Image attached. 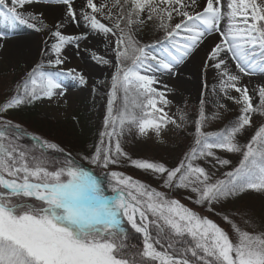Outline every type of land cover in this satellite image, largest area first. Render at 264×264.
<instances>
[{
    "label": "snow or ice",
    "instance_id": "1",
    "mask_svg": "<svg viewBox=\"0 0 264 264\" xmlns=\"http://www.w3.org/2000/svg\"><path fill=\"white\" fill-rule=\"evenodd\" d=\"M37 2L10 0L7 11L14 20L25 24L28 17L18 9ZM55 2L66 6L71 22H79L74 0ZM200 3L201 0H111L109 7L107 3L98 5L86 0L90 11L84 13L83 19L87 25L93 31L116 37V72L108 93L105 131L101 133L102 138L116 143L114 148L103 147L102 139L90 163L107 168L126 156L118 140L126 126L134 127L141 136L154 132L158 137L169 125L179 128L177 121L158 107L169 104L166 94L153 87L158 81L140 75L137 69L155 64L172 72L173 64L191 56L209 36L218 35L219 42L208 51L204 68L217 70L225 98L241 105L236 123L219 133L206 134L201 131L206 120L201 110L195 122L196 147L187 155V163L181 161L169 170L162 164L131 161L137 169L163 176L164 187L190 189L197 205H211L249 191L264 194V125L243 147L236 142L237 135L251 127L254 115L264 116V87L258 89L259 104L254 106L249 89L239 86L242 77L256 71L264 74V0H226V5L222 0H204V6L196 11ZM4 5L5 0H0V7ZM113 8L117 9L115 14ZM97 15L111 21V26ZM176 17L180 18L178 22L171 23ZM145 20L156 22L163 31L162 40L155 43L170 46L165 52L171 62L151 55L147 49L153 45H141L132 34V26H143ZM223 21L226 28L222 27ZM51 36L56 40L51 45L56 58L49 63L59 65L63 62L62 48L74 38L59 31H52ZM229 60L238 74L229 70ZM80 80L84 83L83 78ZM58 87L54 80L33 72L23 90L0 105V112L42 97L50 99ZM118 92L123 93L125 104L115 109ZM230 92L239 94L238 98ZM43 147L56 149L54 144ZM213 150L240 153L242 157L239 166L226 173V180L214 183L204 168L191 163L212 157L222 167L229 164L228 159L215 157ZM110 178L114 194L106 196L100 182L75 161L50 171L43 161L11 143L4 126H0V264H264V233L240 230L225 216L236 236L233 241L215 222L160 191L116 171L110 173ZM23 198L34 203H21ZM125 222L143 236L142 249L136 250L132 259L128 256ZM161 237L169 241L166 247ZM184 240L189 246L183 252L169 251L174 248L173 241Z\"/></svg>",
    "mask_w": 264,
    "mask_h": 264
},
{
    "label": "rangeland",
    "instance_id": "2",
    "mask_svg": "<svg viewBox=\"0 0 264 264\" xmlns=\"http://www.w3.org/2000/svg\"><path fill=\"white\" fill-rule=\"evenodd\" d=\"M94 2L98 5L107 3L111 7V0H94ZM31 5L43 6V9L50 10L53 12L52 17L59 13L58 10L65 9L64 5L56 3L55 0H38L37 3ZM9 7H11L9 0H5V5L0 7V105L20 93L24 85L29 83L30 74L33 72L37 75L42 73L59 85L50 99L42 97L0 112V126H4V131L11 143L43 161L44 166L50 171L63 167L69 160H75L76 164L84 169L97 168L105 184L106 196L114 194L111 191L113 181L110 173L116 171L143 183L150 189L160 191L169 199L179 201L198 215L207 217L221 227L233 241L236 240V236L231 226L225 222V216L240 230L254 234L264 233V194L249 191L227 201L223 199L211 205H197L196 195L190 189L175 186L164 187L163 176L150 170L137 169L131 164L132 160L147 161L162 164L172 170L178 167L181 161L187 163V155L196 147L195 122L201 110L206 117L201 131L207 132L206 134H216L228 122L236 123L238 120L241 105L225 98L219 87L221 78L218 74H216L217 78L213 75L217 70L204 68L207 56L205 52L208 53L215 43L213 39L208 42L206 40L213 36L206 38V43L204 42L205 44L199 48L203 50L197 57L199 69L197 68L193 76L190 75L192 80L190 76L187 80L181 79L183 85L176 83L178 72L185 63L189 62L193 54L180 64H173L172 72L159 69L155 64L151 66L145 64L137 69L140 75L158 81L153 87L159 92H164L169 101L166 107L160 104L158 107H162L172 119L176 120L179 128L169 125L158 137L154 132L141 136L134 127L126 126L124 132L118 137L126 156L119 157L116 164H110L105 168L91 164L90 159L97 147H101L102 139L104 140L103 147L114 148L116 143V140L101 137V133L105 131L104 120L107 115L108 93L111 91L112 76L116 72V37L93 31L87 25L83 15L90 10L86 6L77 13L79 22L67 24L71 30L66 29V32L62 31L64 26H60L61 22L58 19L47 20L45 14L37 13L34 9L31 11L32 14L23 15L28 19L25 24H21L10 16L7 11ZM201 8L202 6L196 11ZM112 11L115 14L117 9L113 8ZM31 16H36L37 19L33 21ZM97 18L111 26V21L104 20L99 15ZM179 19L176 17L171 23L174 24ZM27 24H34L35 27H28ZM41 25L43 32L48 31V34L42 35L36 30L40 29ZM121 27H124V22H121ZM52 31H59L65 36L74 38L73 42L66 44L61 51L72 53L79 60L81 67L74 69L71 64H67L68 61H63L59 65L49 63L50 60L56 58L51 49L46 46L48 41L51 45L53 40L56 42L51 36ZM132 34L141 45H153L147 49L151 55L171 62L165 52V48L170 46L155 43L163 38V31L157 27L156 22L145 20L143 26L133 25ZM76 37L80 38V42H77ZM31 38H34L31 42L32 46L25 48ZM17 50H20L19 53L16 52ZM103 60L108 63L100 62ZM261 77L257 84L241 85L249 89L250 95L253 96L254 106L259 104L258 89L264 87V74ZM80 78H83L84 83H81ZM229 95L238 98L239 94L230 92ZM117 97L115 109L122 108L125 104L122 92H118ZM132 98L134 97L129 99ZM221 104L224 105L223 108L220 107ZM135 111L139 113L138 109ZM8 125L11 127H7ZM262 125H264V116L254 115L251 127H246L238 134L236 142L243 147ZM60 127L65 128L64 131H61ZM59 133L67 137L68 140L65 143L68 144L64 146L60 144L63 142L57 140L60 139ZM52 138L55 139L52 140ZM58 143L63 151L59 149ZM43 144H54L56 149L44 148ZM213 151L215 157L228 159L229 164L222 167L212 157L195 159L191 163L204 168L210 181L214 183L220 179L226 180V173L238 167L242 157L240 153ZM20 202L34 203L27 198H23ZM209 208L212 210L209 211ZM130 231L138 236L135 242H126L129 245L128 253L131 255L129 259H132L134 252L142 249L143 237L134 230ZM153 231H155L154 228Z\"/></svg>",
    "mask_w": 264,
    "mask_h": 264
},
{
    "label": "bare ground",
    "instance_id": "3",
    "mask_svg": "<svg viewBox=\"0 0 264 264\" xmlns=\"http://www.w3.org/2000/svg\"><path fill=\"white\" fill-rule=\"evenodd\" d=\"M222 3H225V5H226V0H222ZM85 5H86V0H74V8H75L76 14L81 9H83L85 7ZM200 6H202V7L204 6V0H201ZM42 7L35 6V5H26L23 9H18V11L20 13L22 12L21 14L24 15V14H32L31 11L33 9L37 10V13L42 12L43 14H45L44 16L46 17L47 20H54L55 18L58 19L61 22V25L64 26L62 31L66 32V29L71 30L70 27L67 26V24L72 23V22H71L70 18H68L66 16V6L65 7L62 6L65 9L62 10V11L58 10L59 13L54 14L53 17L51 16L53 12H51L50 10H47V9H43ZM46 8H48V7H46ZM56 8H61V7H56ZM225 10H226V7H225ZM222 27L226 28V21L222 22ZM43 31H44V29L42 28V25H41V28H40V30H38V32L41 33L42 35L44 33L48 34V31H45V32H43ZM76 35H78V34H76ZM76 38H79V37H76ZM212 39L215 41V43L219 42V36L218 35H213V37L207 39L206 42H208V41H210ZM76 40H77V42H80V38L76 39ZM33 41H34V38L33 39L32 38L29 39L28 42L26 43L27 47H25V48H30L32 46L31 42H33ZM53 43H55L54 40H53ZM24 46H25V44H24ZM46 46H48L51 49V43L49 41L47 42ZM10 47L12 48V46H10ZM199 48L193 53V56L191 57L189 62L185 63V65L178 72L179 75H178L177 80H176V83L178 85H183V81H181V79L187 80L190 75L193 76L194 72L197 71V68L199 69V61L197 60V57L200 56L201 52L203 51V50H199ZM19 51L20 50H17L16 52L19 53ZM205 51L206 50H204V52ZM206 54H207V51L205 52V55ZM60 58L62 59V61H68L67 64H71L74 67V69L79 67V66L81 67V64L79 63V60L76 57H74V55L72 53H69L67 51H63V52L61 51ZM225 58L227 59V57H225ZM228 67H229V70L233 72V74H238L236 72V70H235V64L231 60L228 61ZM88 71H90V70H88ZM216 74H218L217 71L213 73V75H215L216 78H217ZM261 75L262 74L259 71H256V72H254L252 75H250L248 77H242L241 78V82H240V86L243 85V84H246V85L257 84L258 83V79L262 78ZM191 76H190V79L192 80ZM218 77L220 78L219 74H218Z\"/></svg>",
    "mask_w": 264,
    "mask_h": 264
},
{
    "label": "trees",
    "instance_id": "4",
    "mask_svg": "<svg viewBox=\"0 0 264 264\" xmlns=\"http://www.w3.org/2000/svg\"><path fill=\"white\" fill-rule=\"evenodd\" d=\"M49 123V122H48ZM235 123L234 122H228L227 124H225L224 126H223V128L219 131V132H221L222 130H224V129H226V128H228V127H230V126H232V125H234ZM56 127H58V126H56ZM60 128H62V127H60ZM64 129L65 128H62L61 129V131L63 130L64 131ZM219 132H217V133H219ZM207 133V132H206ZM53 134V133H52ZM54 136V135H53ZM58 136H59V138L60 139H57V140H62V142L63 143H60V144H63V146L64 145H66V144H68V143H65V141H67L68 139H66L67 137H65V135L63 134V133H59L58 134ZM55 138H56V136H55ZM55 138H52V140H54ZM60 142V141H59ZM59 144V143H58ZM58 145L59 146V149L60 150H62V148H61V145ZM63 151V150H62ZM92 173H93V176L96 178V179H99V177L101 176V172H99V170L97 169V168H95L93 171H92ZM105 185V184H104ZM232 197H229V198H227V199H224V201H227V200H230ZM126 242L127 243H132V242H135L136 241V239H138V236H136V235H134L132 232H130L128 229H126ZM155 233V231H153V234ZM161 240H162V244H163V246H165L166 247V245H167V243H169V241L168 240H166V239H164L163 237H161ZM173 243H174V248L173 249H169V251L170 252H183L184 251V249L186 248V247H188L189 246V242L187 241V240H184L183 242H181V243H175V241H173ZM157 247H158V249L161 247V245H157ZM128 255H129V258H130V254L128 253ZM190 258V257H189ZM136 259L138 260L139 258L138 257H136ZM191 259V258H190ZM193 263H195V264H198V262H193Z\"/></svg>",
    "mask_w": 264,
    "mask_h": 264
}]
</instances>
